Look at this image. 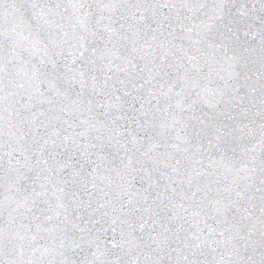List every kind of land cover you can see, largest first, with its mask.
Instances as JSON below:
<instances>
[{
    "label": "snow or ice",
    "instance_id": "snow-or-ice-1",
    "mask_svg": "<svg viewBox=\"0 0 264 264\" xmlns=\"http://www.w3.org/2000/svg\"><path fill=\"white\" fill-rule=\"evenodd\" d=\"M0 264H264V0H0Z\"/></svg>",
    "mask_w": 264,
    "mask_h": 264
}]
</instances>
